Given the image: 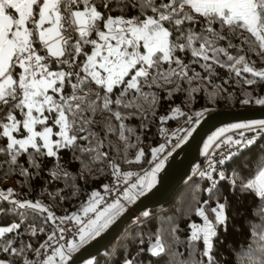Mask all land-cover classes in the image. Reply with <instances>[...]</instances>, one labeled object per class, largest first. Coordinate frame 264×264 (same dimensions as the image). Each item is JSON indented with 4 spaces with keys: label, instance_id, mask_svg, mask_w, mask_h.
I'll list each match as a JSON object with an SVG mask.
<instances>
[{
    "label": "snow or ice",
    "instance_id": "1",
    "mask_svg": "<svg viewBox=\"0 0 264 264\" xmlns=\"http://www.w3.org/2000/svg\"><path fill=\"white\" fill-rule=\"evenodd\" d=\"M197 16L203 18V27L198 34L191 27L200 22ZM214 24H219V30L213 27ZM225 27L228 29L227 34L223 32ZM232 38L240 39L241 44H233ZM221 41H226V46H219ZM253 44L255 48L252 47ZM244 45L249 46L248 51L258 48V54H264V0H0V120L7 121L0 124V136L6 137L8 141L6 149L0 148V152L9 153L11 163L15 164L21 151L27 153L31 148L34 151L29 154V163L39 168V157H57L59 149L76 148L79 140L95 137L96 148L80 147L79 150L83 153L95 152L94 159L107 157L108 153L99 151L103 146V141L98 138L99 134L90 131L95 124L93 116L97 111L111 112L110 106L115 104L123 108L138 109L145 118L149 112L154 116L159 97L154 92H144L145 86L149 89L153 86L160 88L165 84H173L176 78L186 81L189 86L196 79L210 84L217 75L214 65L227 68L237 77L242 73H250L253 79L245 80L249 85L257 82L255 78L264 81V68L257 69L254 62L241 54L245 51ZM89 47L90 51L86 50ZM229 49H234L236 55L229 54ZM188 50L197 58L192 63H200L201 60L204 62L201 67L205 76L195 72L191 64H185L176 55L178 51ZM221 54L225 59L221 60ZM79 57H84L82 63L77 62ZM165 63L168 64L167 69L162 67ZM173 64L175 67H172ZM56 66H59V70H53ZM65 67L67 70H64ZM189 71L193 73L192 76L188 75ZM81 72L84 73L83 76ZM73 78L75 83H72ZM66 82L72 89L70 95H64ZM92 82L104 90L103 96L91 89L85 91ZM120 85L124 86L123 91L112 100L109 94L113 93L114 87ZM133 90L137 95L132 100H126L127 94ZM181 90L180 85L176 84L175 88L168 91L169 98L174 91ZM188 91L191 97V93L199 91V88L189 87ZM255 102L264 105V98ZM244 103L249 101L245 100ZM172 113V116L160 117L161 122L185 115L179 107L172 109ZM17 114L22 119H18ZM112 115L120 121L119 137L125 142L124 150L127 152L129 147L135 145L127 143L128 136L125 133H132L133 129L126 127L123 121L127 117L120 111H115ZM202 115V112L195 113L196 117ZM49 121L59 126L58 132H53ZM188 121L191 122L192 117H188ZM37 126H41V130H37ZM254 128L264 129V120L233 123L217 129L204 143V155L208 164L207 169L200 171L199 175L211 180L217 165H223L234 155L231 151L234 146L246 147L253 143L252 139L245 138L242 130ZM22 130H26L27 135L17 139L13 133ZM108 130L116 129L109 126ZM161 132L166 133V129L162 128ZM84 133L87 134L82 135ZM53 135L59 139H52ZM190 135L191 130L180 139V143ZM179 146L180 144L175 145ZM222 147L225 151L220 153V158L213 159L216 150ZM164 149V144L152 149L153 160L156 162L143 175L131 171L121 172L118 164L109 161L117 183L127 185L123 193L124 201L134 202L138 196L155 187L157 173L163 169L167 158H159ZM143 155L144 150L141 148L134 161L125 162L138 163ZM21 175H28L27 169H23ZM52 175L58 177L59 173L53 172ZM63 175L67 176L68 173L64 172ZM134 176L137 177L136 182L130 183ZM219 176L222 179L223 172ZM242 186L254 190L256 195L264 198V168L255 179ZM104 189L105 192L110 190L108 185ZM12 192L11 188L7 189V194L0 191V198L8 200ZM102 201L100 193L94 191L91 194L89 204L83 208V212H94L96 215L86 224L75 213L58 219L62 223L75 220L81 225L78 232L80 242L84 243L99 236L127 210L125 204L117 199L102 211H97L95 205ZM13 203L20 209L46 212L49 220L56 219L39 201ZM226 207L225 203H217L212 207V219L206 215L203 206L198 207L196 215L203 217V224L190 225L191 240H203L204 255L209 256L210 264L213 237L217 235V227L226 224ZM143 215L147 216L148 213ZM19 227L20 224L0 227V237ZM59 231L63 233L64 229L60 228ZM32 232L35 235L36 229ZM55 236L56 232L53 231L48 240H53ZM60 238L63 239V236ZM46 245L47 241L40 247L44 248ZM27 247L31 248V245ZM74 247L75 245H69L70 250ZM63 248V245L55 248L53 254L40 264H55L57 256L60 264H66L70 252L65 253ZM2 250L18 255H22L24 251L23 248L11 247V241ZM164 250L157 238L151 251L159 254ZM35 254L39 256L40 249H36ZM0 264L10 262L0 260ZM24 264L36 262L25 259ZM125 264H134V261L125 260Z\"/></svg>",
    "mask_w": 264,
    "mask_h": 264
},
{
    "label": "trees",
    "instance_id": "2",
    "mask_svg": "<svg viewBox=\"0 0 264 264\" xmlns=\"http://www.w3.org/2000/svg\"><path fill=\"white\" fill-rule=\"evenodd\" d=\"M197 20L200 22L192 24L191 27L198 34L203 27V18L197 16ZM187 27L186 24L185 28ZM213 27L218 30L220 28L219 24H214ZM223 32L228 33L227 27L223 29ZM244 35L248 34L244 33ZM231 42L236 45L241 44L238 38H232ZM226 44V41H221L219 46L224 47ZM248 47L244 45L245 51L241 54L254 62L257 69L264 68V58H262L264 54H258V48L255 51H248ZM252 47L255 48V44ZM86 50L90 51V47ZM229 54L236 55V51L229 49ZM176 55L185 64H191L195 72L200 73L201 76L206 75L201 67L204 62L201 60L200 63H192L197 58L192 56L190 50L178 51ZM220 58L225 59L223 54ZM83 59L84 57H79L77 62L82 63ZM162 67L167 69L168 64L165 63ZM172 67L175 65L173 64ZM214 68L217 75L210 84L205 80L196 79L189 86L186 81L176 78L173 84H165L160 88L153 86L149 89L145 86L144 92H154L159 97L154 116L149 112L145 118L138 109L123 108L115 104L110 106L111 112L97 111L93 116L95 124L90 131L98 133L99 140L103 141L99 151L106 152L108 155L102 159H94L95 152L83 153L79 150L80 147L96 148L95 137L79 140L76 148L59 149L57 157H39V168L29 163V154L34 151L31 148L27 153L21 151L15 164L11 163L9 153L0 152V191L7 194V189H13L8 200L0 198V227L20 224V227L12 233H6L4 237H0V260L8 261L10 264H24L25 259L36 262L38 256L35 250L40 249L41 252L43 248L40 246L45 244L52 230L46 212L20 209L13 201H43L48 203L57 214L72 215L87 204L92 192L110 178L112 174L110 160L118 164L120 170L125 172H133L149 163L153 157L152 149L159 144L157 127L161 123L174 126L188 117L195 116L197 112L203 113L200 116L201 119L206 113L217 109L264 106L255 102L257 99L264 98V81L255 78L257 82L249 85L245 83V80L253 79L250 73H242L240 77H237L227 68L215 65ZM53 70H59V66ZM64 70L67 68L65 67ZM81 75L83 76L84 73L81 72ZM188 75L192 76L193 73L189 71ZM75 82L73 78L72 83ZM176 84H179L182 90L174 91L169 98L168 91L175 88ZM123 87V85L114 87L113 93L109 94L112 100L120 96ZM189 87L199 88V91L191 93L190 97ZM89 89L100 92L101 96L104 95V90L94 82L89 83L85 91ZM71 92V86L66 82L64 95H70ZM136 95L134 90L130 91L126 100H132ZM245 100L249 103H244ZM139 102L143 103V101ZM177 107L185 115L161 122L160 117L172 116V109ZM115 111H120L127 117L123 122L127 128L133 129L132 133H125L128 136L127 143L135 145V147H129L127 152L124 150L125 142L119 137L120 121L112 115ZM45 115L49 114L45 113ZM17 118L22 119V116L17 114ZM5 122L7 121L0 120V124ZM48 123L55 133L59 126L53 125L52 121ZM109 126L116 130L109 131ZM37 130H41V126H37ZM13 135L16 138L24 137L27 131L22 130ZM56 138L57 136L53 135L52 139ZM7 142L6 137L0 136V148L6 149ZM141 148L144 150V155L138 163L125 162L126 160L134 161ZM194 166L178 193L172 195L164 205L145 209L135 215L126 224L124 232L121 231L106 249L89 259L90 264H125V260H133L134 264H210L209 256L204 255L203 240H191L190 225L203 223V217L196 215V209L201 206L204 207L206 215L212 219L214 214L210 209L217 203L227 205L225 212L227 220L225 225L217 227V235L213 237L211 264H264V198L256 195L254 190L242 186L247 185L264 167V129L258 130L251 145L242 148L225 161L222 166L224 177L222 179L220 176L217 177L214 187H210L207 178L193 176ZM23 169H27L28 175H21ZM53 172H58V177H53ZM64 172L68 175L64 176ZM210 188L212 190L208 191ZM145 212L148 213L147 216L143 215ZM139 218L141 221H138ZM33 229H36L35 235H33ZM157 238L165 250L162 253L153 254L151 249L157 242ZM9 241H11V247L23 248V254L4 252L2 249L8 245ZM29 244L31 248L27 247Z\"/></svg>",
    "mask_w": 264,
    "mask_h": 264
},
{
    "label": "water",
    "instance_id": "3",
    "mask_svg": "<svg viewBox=\"0 0 264 264\" xmlns=\"http://www.w3.org/2000/svg\"><path fill=\"white\" fill-rule=\"evenodd\" d=\"M264 120V106L255 108L217 109L206 113L197 123L191 135L168 157L157 176L155 187L139 196L115 222L99 236L80 246L66 264H81L106 249L126 224L145 209L164 205L178 193L192 167L200 160V151L206 138L221 126L233 123Z\"/></svg>",
    "mask_w": 264,
    "mask_h": 264
},
{
    "label": "built area",
    "instance_id": "4",
    "mask_svg": "<svg viewBox=\"0 0 264 264\" xmlns=\"http://www.w3.org/2000/svg\"><path fill=\"white\" fill-rule=\"evenodd\" d=\"M197 120L200 121V117L192 116V121L191 122H189L188 118H187L183 122H181V123H179L177 125H174V126H170L168 124L161 123L157 127V136H158V140H159V144H158L157 147H159L161 144L165 145L164 151L159 154V158L160 159H164L165 157H169L170 155H168V153H172L175 149L178 148V147H175V145H177V144L181 145L182 144V143H180V139L182 137H185L189 130H191V132L193 131V129L197 125V122H196ZM162 128L166 129V133H162L161 132ZM259 129L260 128H254V129H251V130L245 129V130H242V131H244L245 138L249 139L250 136H252L254 134H257ZM238 131H241V130H237V132ZM172 133H175V135H172ZM229 134L232 135L233 133H229ZM188 137L189 136H187V138ZM236 138H239V136L236 135ZM157 147H155V148H157ZM242 148H244V147L237 148L236 146H234L231 149V151L234 154H236ZM224 151H225V149L223 147L221 149L216 150V155L213 156V159L218 160L220 158V153L224 152ZM155 162L156 161H154L153 157H152L147 165H145L144 167H142V168H140L138 170H135L133 172L134 173H138L139 175H143L145 171H150V169L152 167H154ZM207 164H208V159L204 155V149H203V146H202L201 151H200V160H199L197 166L195 167V169L193 171V176H200L199 172L206 170L207 169ZM222 166L223 165H219L218 164L216 172L212 173V179L211 180L208 179L210 187L213 186V184L215 183L217 177H219V173L222 172ZM121 172H125V171L121 170ZM255 177L253 179H255ZM204 178H206V177H204ZM136 179H137L136 176L132 177L130 183L136 182ZM105 185L109 186L110 190L108 192H105V189H104ZM126 187H127V185L125 183H123V182H120L118 184L117 183V178L114 177L111 174L110 178L107 179L106 181H104L99 186V188H97L95 190V192L100 193V196L103 197V201L101 203L95 205V208L97 209V211H102L108 204L112 203L113 201H115L117 199L121 200V202L125 204V207L127 209L133 202H126L123 199V193H124V190H125ZM39 202L42 205L46 206L48 208V210L51 211L54 214V217L56 219L54 221L53 220H49V222H50V224L52 226V230H51L50 234H52L53 231H55L56 232V236L53 238V240L49 241L47 239V245L41 250L40 255L37 258L36 264H40V262H42L45 258H47V256L52 255L54 249L57 248V247H60V245H63L64 246L63 250L65 251V253H69L70 252V256H71L82 245V243L79 242V232H78V229H79V227L81 225L77 224L75 220H66V221H64L62 223L60 221V219H58V218L66 217V216H70V215H66L65 216V215L57 214L54 211V209L48 203L43 202V201H39ZM88 204H89V202L87 204H85L80 210L75 212V214H77V216H79L80 219L85 224L88 222V220L94 219L95 215H96V213H94V212H88L87 214H85L83 212V208L87 207ZM138 221H141V218H139ZM60 228L64 229L63 233H61L59 231ZM61 236H63V239L60 238ZM69 245H75V247L70 250L69 249ZM59 262H60L59 257L58 256L55 257V264H59Z\"/></svg>",
    "mask_w": 264,
    "mask_h": 264
},
{
    "label": "rangeland",
    "instance_id": "5",
    "mask_svg": "<svg viewBox=\"0 0 264 264\" xmlns=\"http://www.w3.org/2000/svg\"><path fill=\"white\" fill-rule=\"evenodd\" d=\"M241 123H247V122H241ZM229 125H230V124H229ZM225 126H226V125H225ZM225 126H221V127H219V128H222V127H225ZM219 128H218V129H219ZM58 131H59V128H58L55 132H58ZM216 131H217V129H216L214 132H212L209 136L213 135V133H215ZM255 135H256V134L250 136L249 139L254 140ZM209 136H208V137H209ZM208 137L206 138V140L204 141V143L208 140ZM21 138H23V137H17V139H21ZM56 139H59V137H57ZM204 143H203V146H204ZM167 160H168V157L165 159V163H166ZM165 163H164V164H165ZM197 164H198V163H195V164H194L195 166H194L193 169H195V167L197 166ZM158 174H159V173H157V176H158ZM156 179H157V177H156ZM202 224H203V223H202ZM79 242H80V238H79ZM81 264H90V261H89V260H86V261L82 262Z\"/></svg>",
    "mask_w": 264,
    "mask_h": 264
},
{
    "label": "clouds",
    "instance_id": "6",
    "mask_svg": "<svg viewBox=\"0 0 264 264\" xmlns=\"http://www.w3.org/2000/svg\"><path fill=\"white\" fill-rule=\"evenodd\" d=\"M85 243H86V242H85ZM82 245H83V244H82ZM82 245H81V246H82Z\"/></svg>",
    "mask_w": 264,
    "mask_h": 264
},
{
    "label": "crops",
    "instance_id": "7",
    "mask_svg": "<svg viewBox=\"0 0 264 264\" xmlns=\"http://www.w3.org/2000/svg\"><path fill=\"white\" fill-rule=\"evenodd\" d=\"M81 243V242H80ZM83 244V243H82Z\"/></svg>",
    "mask_w": 264,
    "mask_h": 264
}]
</instances>
